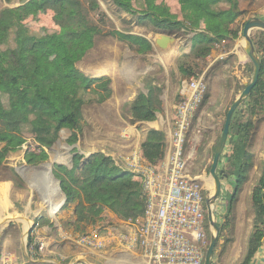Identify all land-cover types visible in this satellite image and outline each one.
Returning a JSON list of instances; mask_svg holds the SVG:
<instances>
[{"label": "trees", "instance_id": "obj_1", "mask_svg": "<svg viewBox=\"0 0 264 264\" xmlns=\"http://www.w3.org/2000/svg\"><path fill=\"white\" fill-rule=\"evenodd\" d=\"M85 1H89L90 11L86 10ZM113 2L139 26L151 25L156 33L192 35L190 54L194 61L179 66L183 80L202 75L206 59L217 46L234 44L242 31L238 20L248 15L247 10L240 8V0ZM90 12L96 14V23ZM43 14L51 15L54 28L39 31L30 26V21L41 20ZM105 17L98 0H27L16 8L0 11V166L9 153L24 148L29 164L47 161L48 152L64 129L71 132L68 145L75 147L85 126L84 107L103 104L112 97L111 77L88 76L77 65L103 33ZM109 34L139 54L153 50L144 37L117 30ZM252 38L262 63L259 81L234 114L220 159V164L225 160V173L234 178L231 204L253 166L250 143L255 118L259 110L264 111V32L258 31ZM146 88V93H139L129 104L132 125L153 122L162 110L163 89L154 82ZM140 150L147 162L160 165L165 159L164 133L149 131ZM73 154V167L56 164L53 174L66 195V206L76 204L78 225L102 224L107 211L121 221L143 217L147 196L131 171L102 152L87 156L74 148ZM251 200L252 232L240 264H251L264 242V161ZM28 249L30 255L38 257V245L31 235Z\"/></svg>", "mask_w": 264, "mask_h": 264}, {"label": "crops", "instance_id": "obj_2", "mask_svg": "<svg viewBox=\"0 0 264 264\" xmlns=\"http://www.w3.org/2000/svg\"><path fill=\"white\" fill-rule=\"evenodd\" d=\"M258 2L254 4L255 10L252 13L248 9H243L250 14L239 19L238 23L242 22L243 25L249 19L255 17L264 20V3L260 4ZM257 12L258 14H256ZM158 38L159 35L154 39L156 45ZM181 40L177 39L176 41L179 42L176 48L177 51L175 47H172L174 43L164 49L158 45L157 47L162 51L163 56L168 58L174 56L177 60H182L186 55L190 54L191 47L190 49L183 48ZM148 41L155 48L151 40L148 39ZM245 45L241 31L240 37L234 44L225 43L217 46L206 59L208 65L203 75L205 78L206 75L208 76L209 102L216 100V103L221 98V103H216V106L219 107L216 112L218 117L217 119L213 117L215 124L209 127L208 130L210 137L206 145L208 152L215 150L217 147L219 141L217 132L219 129L223 132L225 119L221 117L222 110L230 107L246 85L252 81L253 69L251 61L245 53ZM101 76L112 78V98H115L118 91L115 85V76L105 72L97 77ZM182 81L184 80L181 79L179 73L177 74L175 85H173V79L169 78L166 81L165 89L162 91V110L157 113L156 120L153 122H142L137 125V128L148 126V132L156 130L164 133L165 159L162 162L163 164L167 163L173 125L176 118V107L181 99L180 89ZM171 83L172 88L169 85ZM126 92L128 99L123 101L124 105L127 103L131 104L135 100L130 88ZM211 107L210 103L205 108L200 105L195 115L200 113L201 116H209ZM174 108L175 111L173 110ZM262 119L255 118L252 142L255 139L260 140L261 143L259 145L262 147L257 148L253 153L256 159L261 158L264 161V120ZM193 120L187 139L191 136V141L194 143L193 147L197 149L203 139L202 137L200 138V135H195ZM147 133H145L142 143L146 140ZM138 151L140 152L141 150L139 149L136 152ZM48 155L49 159L45 162L29 164L26 158V149L24 148L17 152L9 153L0 166V264H93L94 261L97 262L100 259H105L103 264H150L149 259L144 257L141 251H128L113 239L101 237V240L107 245V248L103 250L88 248L79 243L80 237L92 232L97 227L102 228L101 226H103L108 231L128 232L130 226L127 221L118 220L116 216H113V213L110 216L116 217L115 219L117 220H114L111 225H104V223H99L98 225L82 223L78 225L76 204L66 206V195L62 192L60 182L53 174L54 166L62 162L56 159L53 148L48 152ZM109 155L117 160L115 154ZM225 164L224 160L220 164V168ZM225 184H227V189H230L233 193L234 181L231 182L229 179L227 183H224V186ZM245 188L246 184L240 193H243ZM249 202L252 206V200H249ZM250 215L248 225L245 226L246 229L241 234L246 235V237L239 240L238 243L239 250L235 239L226 247L227 253L222 251V247L218 246L214 253L213 264H240L243 261L252 232L254 213L252 212ZM30 235L33 236L35 243L43 248L38 252L37 258L29 253L28 239ZM237 251L238 254L235 255ZM107 254L113 257L112 261L105 257ZM251 264H264V242Z\"/></svg>", "mask_w": 264, "mask_h": 264}, {"label": "rangeland", "instance_id": "obj_3", "mask_svg": "<svg viewBox=\"0 0 264 264\" xmlns=\"http://www.w3.org/2000/svg\"><path fill=\"white\" fill-rule=\"evenodd\" d=\"M24 1L27 0H14L11 3H7L6 0H0V11L6 8H16ZM98 2L101 6V10L106 14L104 23L101 25L103 33L95 38L94 47L77 65L81 71L91 77H97L105 72L111 73L115 76V85L117 86L118 91L116 92L115 98L111 97L104 104L90 103L84 107L83 115L85 126L80 137V141L75 147H72L67 143L71 132L67 129L62 130L53 147V151L56 159L62 162L60 164L66 165L70 169L73 167L74 148H77L80 154H85L87 156L97 152H102L106 155L113 153L116 155V161L122 167L127 168V162L132 158L133 154L140 149L145 133L148 132V126H140L137 128V125H132L130 123L129 103L125 105L123 103V101L128 99L126 97V91L130 88L131 94H133V97L136 98L139 93L147 92L146 86L148 83L154 82L155 85L165 89L166 81L171 78V80L173 79V85H175L177 82V74H180L179 66L185 62L193 63L194 61L191 54L186 55L182 60H177L174 56H171V58L163 56L162 51L158 49L154 42V39L157 38L159 33H156V30L151 25L146 24L144 26H139L137 21H134L132 16L122 12L114 4L113 0H98ZM256 2H258V0H240V8L248 9L250 13H252L255 10L254 4ZM258 3H264V0H259ZM89 7V1H85V8L87 11H90ZM250 13L248 12V14ZM256 14H258V12ZM90 16L96 23L98 20L96 14L90 12ZM39 18L41 19L39 21H30V26L32 28L43 31L45 28L50 29L55 27L50 14L40 15ZM244 24L242 25V22L239 23L242 29ZM115 30L138 35L147 40L149 39L153 45H155V48H153L150 53L139 54L138 52L131 50L127 43L121 42L109 34V32ZM183 33L184 32L177 34V39H182L181 43L183 48L190 49L192 35ZM257 33V30L252 31L253 36ZM178 43L179 42H175L172 45V47H175L176 51V48L179 45ZM200 65L203 66L202 62ZM207 65L208 64L206 62V65L203 66V73L205 72ZM180 77L182 79L181 74ZM205 79L206 81L208 80L207 75ZM207 84L209 92L208 81ZM169 85L170 88H172V83ZM208 92L201 105L205 108L209 103L211 104L212 107L210 111L211 113H209L210 115L201 116V114L198 113L195 115L193 120L195 135H200L203 142H201L199 148L196 149V147H193L194 143L191 141L192 139L190 136V138L187 139L186 149L187 154L190 156L189 165L192 175H200L202 170L205 168L207 176V178H205V187L209 190L210 195H212L214 193V182L210 175V169L215 150L213 149L208 152L206 150V145L208 144L210 138L208 134L209 127L214 126L215 124L213 117L216 119L218 117L216 112L219 107L216 106V103H221V98L218 99L216 103V100L209 102ZM229 108L230 107H227L222 110L221 117L224 119L226 118ZM173 110L175 111V108ZM257 118H263L262 120H264L263 110H259ZM221 132L222 130L220 129L217 132L218 140H220V136L222 134ZM29 139V141L32 140V138ZM260 143V140L255 139L253 142L251 140L250 151L254 155L253 166L249 171L247 182L242 184L233 203L231 204L229 202L232 192L230 189H227V184H225V186L223 185L224 188L222 186L221 195L215 204L214 219L218 226L221 227L220 239L217 247H222V251H226V253V247L231 241H233V239L236 240L238 245L239 240L243 238L245 239L246 237V235L241 234L244 233L246 229L245 226L248 225V220L251 216L250 214L253 212V208L249 200L251 201L252 189L261 176L263 165V159H256L255 154L253 153L257 150V148L262 147H260ZM225 166L226 165L222 166L224 170L226 169ZM229 179L231 182L234 181L233 177H229ZM229 179L225 182L227 183ZM245 184L246 188L244 192L240 193ZM229 187L231 186L229 185ZM111 214L112 213L110 211L105 213L106 219L104 224L111 225L114 220H117L115 219L116 217L113 218L110 216ZM207 235L210 243L212 236L215 235V230L211 227V225H209V223ZM237 254L238 251L235 255ZM105 257L109 259V261H112L113 259L110 254H107ZM104 262L105 259H100L97 262L94 261L93 264H103Z\"/></svg>", "mask_w": 264, "mask_h": 264}, {"label": "built area", "instance_id": "obj_4", "mask_svg": "<svg viewBox=\"0 0 264 264\" xmlns=\"http://www.w3.org/2000/svg\"><path fill=\"white\" fill-rule=\"evenodd\" d=\"M207 92L204 75L182 81L166 164H150L141 151L127 162L147 196L143 217L127 221L128 232L97 227L80 237V244L103 250L107 245L101 237H105L128 251H141L150 264H204L209 246L206 188L189 169L186 145L191 122ZM42 249L38 246V252Z\"/></svg>", "mask_w": 264, "mask_h": 264}, {"label": "water", "instance_id": "obj_5", "mask_svg": "<svg viewBox=\"0 0 264 264\" xmlns=\"http://www.w3.org/2000/svg\"><path fill=\"white\" fill-rule=\"evenodd\" d=\"M259 30L264 32V20L260 18H252L249 19L243 27L242 30V37L245 41V53L250 59L252 63L253 69V78L252 81L246 85L245 89L240 93L239 97L234 101V103L230 106L225 122L223 132L221 134L220 140L217 144L215 149V153L212 160V165L210 169V175L214 182V193L210 195V192L205 200L206 207H207V220L209 225L215 230V235L212 236L211 241L209 243L204 264H212L213 257L215 253V249L218 245L221 233V227L218 226L214 219V208L217 200L219 199L221 192H222V174L223 171H219L220 167V159L225 151L229 134H230V127L232 124L233 116L236 111L248 100L252 90L257 85L262 69V63L260 57L256 51L253 38H252V31ZM177 41L176 35H171L168 33H160L159 38L156 40V43L161 48H167L168 45L173 44ZM251 70V69H250ZM227 177V176H224Z\"/></svg>", "mask_w": 264, "mask_h": 264}, {"label": "flooded vegetation", "instance_id": "obj_6", "mask_svg": "<svg viewBox=\"0 0 264 264\" xmlns=\"http://www.w3.org/2000/svg\"><path fill=\"white\" fill-rule=\"evenodd\" d=\"M219 171H223V174H222V184L224 185L225 181L229 178V175L225 173V170H224L223 168H220V167H219ZM224 176H227V177H224ZM196 177H197L198 181H199V182L205 187V186H206L205 178H207L206 173H205V168H204V170H202L201 174L198 175V176H196ZM223 185H222V186H223ZM223 187H224V186H223ZM205 188H206V187H205ZM233 191H234V189H233ZM208 194H209V190L206 189V191H205V197H206V198H207ZM232 194H233V193H232ZM232 194H231V195H232ZM207 221H208V220H207Z\"/></svg>", "mask_w": 264, "mask_h": 264}]
</instances>
